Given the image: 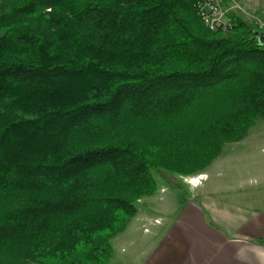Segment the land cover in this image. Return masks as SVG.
<instances>
[{"label":"trees","instance_id":"16d2710c","mask_svg":"<svg viewBox=\"0 0 264 264\" xmlns=\"http://www.w3.org/2000/svg\"><path fill=\"white\" fill-rule=\"evenodd\" d=\"M204 1L0 0V264H108L154 173L264 118V33Z\"/></svg>","mask_w":264,"mask_h":264},{"label":"crops","instance_id":"0c3cea01","mask_svg":"<svg viewBox=\"0 0 264 264\" xmlns=\"http://www.w3.org/2000/svg\"><path fill=\"white\" fill-rule=\"evenodd\" d=\"M160 205L165 219L151 233L130 221L115 238L114 264H264V208L206 192H168Z\"/></svg>","mask_w":264,"mask_h":264},{"label":"rangeland","instance_id":"374dc122","mask_svg":"<svg viewBox=\"0 0 264 264\" xmlns=\"http://www.w3.org/2000/svg\"><path fill=\"white\" fill-rule=\"evenodd\" d=\"M216 1L226 15L239 12L253 26L252 18L248 15L264 16V0H229L225 5L224 0ZM163 172L160 170L153 174L158 187L152 195L136 201V214L129 222H134V229L138 232L149 234L153 226L162 224L166 211L162 210L160 203L168 192L184 196L206 192L230 202L264 208V118L255 122L244 139L225 144L220 155L203 171L187 175ZM194 179L198 181L190 183ZM119 234L111 239L112 251L115 250L114 240ZM115 260L116 257L109 264H114Z\"/></svg>","mask_w":264,"mask_h":264},{"label":"built area","instance_id":"2783aa9c","mask_svg":"<svg viewBox=\"0 0 264 264\" xmlns=\"http://www.w3.org/2000/svg\"><path fill=\"white\" fill-rule=\"evenodd\" d=\"M196 9L198 16L210 29H216L217 27H223L227 28L230 26V15L225 14L222 9H220V6L216 0H206L204 2H199L196 4ZM251 16V17H250ZM249 18H252V23L254 26L264 33V16L256 15L255 17L253 15H248ZM262 35H259L260 38ZM198 179L191 180L192 182H197ZM158 223V221L156 222ZM145 231H148L145 229Z\"/></svg>","mask_w":264,"mask_h":264},{"label":"water","instance_id":"95a60500","mask_svg":"<svg viewBox=\"0 0 264 264\" xmlns=\"http://www.w3.org/2000/svg\"><path fill=\"white\" fill-rule=\"evenodd\" d=\"M259 40H260V43H261V44H264V36H261V37L259 38Z\"/></svg>","mask_w":264,"mask_h":264}]
</instances>
